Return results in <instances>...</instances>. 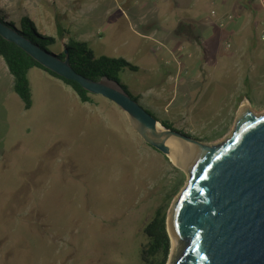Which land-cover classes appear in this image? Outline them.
<instances>
[{
  "label": "rangeland",
  "instance_id": "rangeland-1",
  "mask_svg": "<svg viewBox=\"0 0 264 264\" xmlns=\"http://www.w3.org/2000/svg\"><path fill=\"white\" fill-rule=\"evenodd\" d=\"M186 1L0 0V12L55 38L61 25L96 57L138 67L118 79L141 107L216 145L242 105L264 113V0ZM66 40L48 50L58 54ZM234 55L244 72L257 66L249 91L231 88L230 78L218 89ZM204 61L217 69L204 74ZM28 79L25 110L0 59V264H145L144 227L156 209L167 216L187 174L105 98L82 103L40 69Z\"/></svg>",
  "mask_w": 264,
  "mask_h": 264
},
{
  "label": "water",
  "instance_id": "water-1",
  "mask_svg": "<svg viewBox=\"0 0 264 264\" xmlns=\"http://www.w3.org/2000/svg\"><path fill=\"white\" fill-rule=\"evenodd\" d=\"M0 37L56 76L116 105L145 144L185 171L187 184L166 216L170 244L177 248L172 264H264V113L254 115L242 105L231 134L216 145L203 144L163 127L117 82L87 80L71 69L68 56L59 59L2 22ZM166 132L185 141L182 150L161 142Z\"/></svg>",
  "mask_w": 264,
  "mask_h": 264
},
{
  "label": "trees",
  "instance_id": "trees-1",
  "mask_svg": "<svg viewBox=\"0 0 264 264\" xmlns=\"http://www.w3.org/2000/svg\"><path fill=\"white\" fill-rule=\"evenodd\" d=\"M12 19H7L0 12V22L12 28L19 35L24 36L33 45H36L48 52V47H56L57 41L67 39L63 44V48L58 54L51 53L63 60L68 56V62L71 69L87 78V80L98 81L102 77L115 81L120 84L125 91L127 89L119 81L121 71L137 72L139 69L124 61L123 58L114 59L106 56L96 57L93 51L88 47L85 41H79L70 36L69 31L63 29L57 24V38L40 34L33 22L29 18H21L18 24ZM185 28V27H184ZM187 28L192 29L187 25ZM0 59L4 63L8 73L12 78V88L14 94L22 102L23 108L29 110L32 108L31 88L28 79L29 71L32 69H40L51 77L60 80L74 93L77 99L82 103H91L92 96L82 89L77 83L65 80L46 70L21 49L17 48L13 43L7 42L0 37ZM128 92V91H127ZM141 96L132 97L137 102ZM160 122V121H159ZM160 124L166 129L176 130L166 121ZM189 135V134H186ZM183 183V175L179 186ZM166 212L164 209H156L148 224L144 227V234L148 240L142 250L143 261L145 264H165L169 255L170 239L166 231Z\"/></svg>",
  "mask_w": 264,
  "mask_h": 264
},
{
  "label": "crops",
  "instance_id": "crops-1",
  "mask_svg": "<svg viewBox=\"0 0 264 264\" xmlns=\"http://www.w3.org/2000/svg\"><path fill=\"white\" fill-rule=\"evenodd\" d=\"M174 2H176V0H173ZM180 3L183 0H179ZM187 4L190 3V0L186 1ZM231 62L230 64L223 67L222 68V76L226 78L225 80H222V78H220V80H218V89L222 90V91H227V88L229 87L228 84H226V81H228V79L230 78V81H232L231 83V88H233L234 90H238L239 92H242L243 89H247L249 91V87L252 83V81L254 80L256 73H257V66L253 67L252 65H250V68L247 69L245 72L244 70L241 68V61L243 59V57H235V55L229 56ZM205 61L202 62V65L204 68H202V72H204V74L207 72H212L215 71V69H217L216 67H218V65H216L215 63L212 64V66L208 67L204 65ZM206 71V72H205ZM227 95V94H226Z\"/></svg>",
  "mask_w": 264,
  "mask_h": 264
},
{
  "label": "bare ground",
  "instance_id": "bare-ground-1",
  "mask_svg": "<svg viewBox=\"0 0 264 264\" xmlns=\"http://www.w3.org/2000/svg\"><path fill=\"white\" fill-rule=\"evenodd\" d=\"M159 139L161 140V142L163 144H165L166 146L173 148V149H177V150H182L183 149V143H185V141L183 139H178L177 136L170 134V133H164L162 134ZM176 244H174V242H172L171 245V255H169V261L166 264H172L174 262V258L176 255Z\"/></svg>",
  "mask_w": 264,
  "mask_h": 264
},
{
  "label": "built area",
  "instance_id": "built-area-1",
  "mask_svg": "<svg viewBox=\"0 0 264 264\" xmlns=\"http://www.w3.org/2000/svg\"><path fill=\"white\" fill-rule=\"evenodd\" d=\"M228 20H229V17H228ZM261 40L264 41V35H262ZM226 47H228V45Z\"/></svg>",
  "mask_w": 264,
  "mask_h": 264
}]
</instances>
